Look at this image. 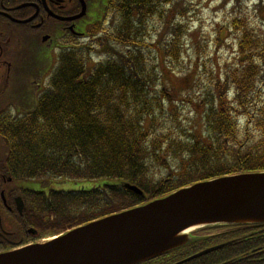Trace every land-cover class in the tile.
Returning <instances> with one entry per match:
<instances>
[{"label":"trees","instance_id":"trees-1","mask_svg":"<svg viewBox=\"0 0 264 264\" xmlns=\"http://www.w3.org/2000/svg\"><path fill=\"white\" fill-rule=\"evenodd\" d=\"M189 2L110 0L89 29L102 59L90 63L75 46L60 51L33 99H18L15 114L0 108V188H8L6 219L19 239L56 235L198 181L264 171V29L235 14V61L205 85L177 90L166 79L182 60ZM32 52L18 62L34 70L48 61L39 48ZM188 107L195 113L189 128L181 120ZM66 180L84 184L57 188ZM17 194L22 214L14 209ZM191 236L140 264H169L225 242L180 264L264 255V223L213 225ZM6 245L0 238V250Z\"/></svg>","mask_w":264,"mask_h":264},{"label":"water","instance_id":"water-1","mask_svg":"<svg viewBox=\"0 0 264 264\" xmlns=\"http://www.w3.org/2000/svg\"><path fill=\"white\" fill-rule=\"evenodd\" d=\"M15 201L21 213L22 201ZM259 223H264V171L239 173L196 182L58 237L2 252L0 264H136L186 244L190 230Z\"/></svg>","mask_w":264,"mask_h":264},{"label":"rangeland","instance_id":"rangeland-1","mask_svg":"<svg viewBox=\"0 0 264 264\" xmlns=\"http://www.w3.org/2000/svg\"><path fill=\"white\" fill-rule=\"evenodd\" d=\"M238 2L235 0H190L187 7L189 12L183 20L187 32L183 36L182 60L175 63L173 72L169 73L166 79L167 83L176 86L177 90L186 88L184 83H188L191 86V81L192 83H198V85H205L210 76L222 74L225 65L235 61L234 57H237V37L230 24L231 17L235 14L245 15L251 25L264 29V0H239ZM150 33L154 34L152 30ZM92 43V39L88 38L80 40L77 45V47H82L88 52L87 58L90 63L103 58L99 54L100 49L93 47ZM54 59L55 55L52 56L51 68L55 65L53 63ZM156 60H158V57ZM44 64L34 70L26 66V74L32 77L30 85L22 83L21 78H19V82L12 78L14 81L7 85V93L10 95L18 90V93L15 94L17 99L21 100L28 96H32L31 98L33 99L38 94L35 92L36 84L39 83L42 87L46 85L48 80V72H44L40 77L36 75L37 71L44 67ZM8 103L9 101L5 106ZM185 111H189V114L185 112V116L188 119H182L181 117V120L189 128L191 122L195 121V113L192 112L191 107H188ZM3 148L4 144L0 147V155H2ZM66 181L58 182L56 184L57 188L75 187L82 184ZM12 232L16 235L14 229H12ZM11 240L16 242L19 240V236Z\"/></svg>","mask_w":264,"mask_h":264},{"label":"flooded vegetation","instance_id":"flooded-vegetation-1","mask_svg":"<svg viewBox=\"0 0 264 264\" xmlns=\"http://www.w3.org/2000/svg\"><path fill=\"white\" fill-rule=\"evenodd\" d=\"M107 2L108 0H85L86 10L82 17L56 22L52 13L62 17L74 16L80 11V0H0V108L3 106L1 99L12 79L13 64L22 54L31 52L33 48H41L40 56L50 57L52 50L60 49L62 41L59 39L84 37L89 26L98 17L102 5ZM53 23H56L55 27ZM0 177L4 179L1 174ZM1 192L4 193L2 188L0 194ZM0 232L3 233L1 238L13 242L9 239L12 232L5 230L1 224ZM235 258L240 261L239 264H259L261 259L264 260V255L241 253ZM205 263L208 260L197 264Z\"/></svg>","mask_w":264,"mask_h":264}]
</instances>
